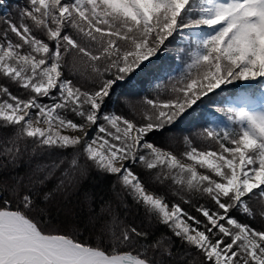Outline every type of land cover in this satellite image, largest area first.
Wrapping results in <instances>:
<instances>
[{
	"label": "snow or ice",
	"instance_id": "6c2138e0",
	"mask_svg": "<svg viewBox=\"0 0 264 264\" xmlns=\"http://www.w3.org/2000/svg\"><path fill=\"white\" fill-rule=\"evenodd\" d=\"M0 9V264H264V0Z\"/></svg>",
	"mask_w": 264,
	"mask_h": 264
},
{
	"label": "trees",
	"instance_id": "16d2710c",
	"mask_svg": "<svg viewBox=\"0 0 264 264\" xmlns=\"http://www.w3.org/2000/svg\"><path fill=\"white\" fill-rule=\"evenodd\" d=\"M15 1L18 0H10L9 2V10H11V5ZM187 42H181L179 37L175 41H173L171 44L168 45L170 51L167 53H162L161 57L156 61V64L158 66H162V70L155 74L154 77H141V80H143V84L139 86L136 89V92L138 93L136 98H139V96L143 95H154L153 89L154 85L157 82L161 81H167L168 75H174L180 71L182 68V62H179L175 60V49L178 47H186ZM150 81V82H149ZM241 89L239 87L233 89L229 88L225 91L223 95L227 96L230 95L234 91H240ZM114 100L116 97L113 98ZM116 107V110L119 111L121 108V105L119 102L114 104ZM216 105H201L200 108H198L195 112L191 114L189 118H186L181 124L178 126L177 129H174L172 131H175L177 135H184L188 134L190 132L196 131L202 126H204L206 121H211L214 118H218L219 120H223V117L221 114L215 112ZM168 135V132L162 133L154 139L159 143H165V138ZM182 149V145H178L175 150L179 151ZM96 181L92 180L88 183L89 189H93L96 186ZM105 190L107 189V184L104 185ZM73 205H75V201L72 202ZM77 211L79 209L77 208Z\"/></svg>",
	"mask_w": 264,
	"mask_h": 264
},
{
	"label": "rangeland",
	"instance_id": "374dc122",
	"mask_svg": "<svg viewBox=\"0 0 264 264\" xmlns=\"http://www.w3.org/2000/svg\"><path fill=\"white\" fill-rule=\"evenodd\" d=\"M5 2L8 3V6H9V0H5ZM15 2H18V1H15ZM15 2H14V3H15ZM2 13H3V9H0V14H2ZM113 107L116 109L115 105H113ZM91 181H92V180H91ZM91 181H90V182H91Z\"/></svg>",
	"mask_w": 264,
	"mask_h": 264
}]
</instances>
